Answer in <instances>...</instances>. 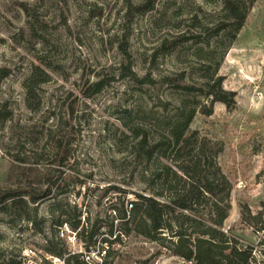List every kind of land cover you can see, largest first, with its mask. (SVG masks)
Here are the masks:
<instances>
[{
  "label": "rangeland",
  "instance_id": "obj_1",
  "mask_svg": "<svg viewBox=\"0 0 264 264\" xmlns=\"http://www.w3.org/2000/svg\"><path fill=\"white\" fill-rule=\"evenodd\" d=\"M221 2L0 0V74L8 71L0 79V111L9 115L0 121V188L32 183L44 189L50 165L58 185L38 205L40 232L0 215V262L22 260L27 252L33 264H64L47 253L48 240L58 244L57 251H87L81 240L70 242L69 232L61 236L60 226H52L50 203L76 205L105 232L108 215H114L110 207L136 201L133 193L150 194L140 181L144 163L132 156L127 127L152 128L154 119L169 117L185 97L197 100V108L210 104L203 92L186 94L175 83L199 80L190 39H214ZM34 66L49 80L28 101L23 83ZM128 66L138 79L148 76L152 82L126 76ZM218 75L223 89L234 93L233 104L211 102V114L197 112L189 130L223 142L217 161L232 184L223 229L261 258L264 235L244 223L240 211L247 205L256 214L264 202V0L254 1ZM98 80L105 84L95 92L91 85ZM60 158L62 165L52 164ZM109 185L132 193H105ZM102 247L99 240L92 249L97 257L85 264H184L159 244L133 235H120L107 259Z\"/></svg>",
  "mask_w": 264,
  "mask_h": 264
},
{
  "label": "trees",
  "instance_id": "obj_2",
  "mask_svg": "<svg viewBox=\"0 0 264 264\" xmlns=\"http://www.w3.org/2000/svg\"><path fill=\"white\" fill-rule=\"evenodd\" d=\"M254 1L222 0L223 17L213 27L211 38L214 39L202 42L198 35L190 39H195L192 54L197 60L199 80L177 82L175 87L186 91V94L203 92V97L210 100L209 105L205 103L197 108V100L185 97L169 117L154 119L156 123L152 128L146 129L140 124L134 128L127 127L134 140L132 156L144 163L140 181L150 194L133 193L136 201L129 210L124 201L120 207H110L114 215H108L105 232L101 231L97 219L92 223L88 216L82 220V213L76 205L53 202L47 209L52 226L67 224L86 250L100 240L106 247L104 259L110 256V246L118 242L120 235H133L159 244L184 264L253 263V248L240 243L230 230L223 229L231 209L232 191V184L217 161L224 144L200 135L196 130L190 131L189 125L197 112L207 116L211 114V102L219 101L227 107L233 104L234 93L223 89V78L218 75V68L228 48L237 39V33L243 27ZM1 71L0 79L8 74L5 69ZM125 75L140 83L153 80L148 76L138 79L129 66ZM48 80L47 72L39 66L33 67L23 83L28 101L37 99V89ZM104 84L103 80H98L91 88L98 92ZM8 117L7 112L0 111V121ZM121 125L127 126L126 123ZM120 133L125 136L123 130ZM58 146L62 148L61 143ZM52 164L60 166L63 159ZM51 166L44 189L35 188L32 183L0 188V215L7 218L8 223L26 221L37 231L40 230L39 225L44 218L38 215V205L51 198L52 190L58 188L57 179L52 174L55 169ZM111 190L123 195L132 193L115 185L107 186L104 192ZM260 206L261 210L252 214L248 206L243 205L240 213L244 223L256 225V231L264 235V202ZM57 245L53 240H48L45 250L52 256L62 258L64 264H85L81 253L63 249L57 251ZM261 253L264 256V249ZM0 264H20V260L8 259Z\"/></svg>",
  "mask_w": 264,
  "mask_h": 264
},
{
  "label": "built area",
  "instance_id": "obj_3",
  "mask_svg": "<svg viewBox=\"0 0 264 264\" xmlns=\"http://www.w3.org/2000/svg\"><path fill=\"white\" fill-rule=\"evenodd\" d=\"M133 202L134 201H129V200H127L126 201V203H125V206H126V208H127V210H129L131 207H132V204H133ZM84 219V217H82V220ZM60 229L59 230H61V232H60V235L61 236H64V231H66V232H69L70 233V235H68V237H67V239H68V241H70V242H73V241H75V232H73V231H69V226L67 225V224H63L62 226H60L59 227ZM104 244V243H103ZM93 248H95V246L94 247H90L86 252H84L83 254L81 253V258H82V260L85 262V263H91V261H92V258L93 257H97L96 256V254H95V252L92 250ZM106 249V247H105V245H104V247H102V249H101V251L103 252V256L102 257H104V255H105V250ZM29 252H32L31 250H29ZM102 252H101V254H102ZM25 254V256H27V257H25V258H23L22 260H20V264H33V260L31 259V258H29L30 257V255L26 252V253H24ZM252 258H253V263L252 264H260V262H263V263H261V264H264V256H261V258L259 257V256H256V251H255V249H253L252 250Z\"/></svg>",
  "mask_w": 264,
  "mask_h": 264
}]
</instances>
